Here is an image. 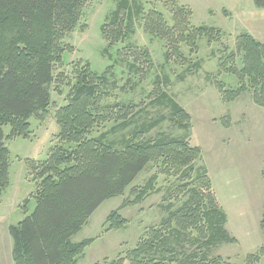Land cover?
Wrapping results in <instances>:
<instances>
[{
    "label": "trees",
    "instance_id": "trees-1",
    "mask_svg": "<svg viewBox=\"0 0 264 264\" xmlns=\"http://www.w3.org/2000/svg\"><path fill=\"white\" fill-rule=\"evenodd\" d=\"M85 1L0 0V194L10 181V151L5 143L4 128L10 127L12 136L26 137L29 120L32 117L43 119L48 114L51 89L58 80L55 66L62 63L66 51L62 42L78 27ZM173 1L172 27L167 25L162 13L151 10L145 16L144 29L166 42L168 62L173 59L185 62L181 45L197 48L199 40L208 38L212 42L219 32L207 27H191L192 11ZM253 2L256 8L264 9V0ZM132 3L134 5L122 0L110 22L103 27V36L110 45L126 39L134 20L144 18V6L136 0ZM142 53L143 64H148L146 67L150 69L149 53L146 50ZM236 56L242 57V68L236 67ZM198 65L194 63L190 67ZM221 72L235 76L240 84L237 89H228L217 76L207 74L208 81L215 84L224 102L230 104L252 93L254 103L264 108L263 43L249 33H242L236 41V52L222 60ZM75 77L67 104L56 114L60 126L58 140L70 147H52L44 161L26 160L36 185L32 196L36 208L18 225L9 228L13 263L77 264L92 241L73 244L72 238L106 201L124 196L138 176L154 164L161 175L181 179L179 194L187 193L189 199L175 211L168 206L165 209L168 216L161 228L151 230L127 257L111 264H232L222 257H209L213 247L234 245L238 241L226 229L227 214L220 206L208 171L196 168L202 157L201 149L193 147L189 137L161 135L145 141L146 133L165 121L164 117L148 128L135 131L123 150L108 143L107 133L93 137L96 126L104 118L107 121V116L92 112L101 101L107 79L95 74L88 64L77 69ZM162 82V79L156 80L160 88L151 104L169 108L177 126L190 130V115L161 89ZM164 83L168 86L170 80L165 78ZM131 114L132 111L125 113L124 121L116 128H129L131 122L127 119L133 116ZM158 176L151 177L143 188L132 190V205L142 203L158 191L155 188ZM29 202H25V208ZM108 223L110 230H120L128 222L117 210L109 216ZM260 227L264 236V207ZM193 232L198 234L197 238L192 237ZM185 236L191 238L194 250L187 251L182 245ZM165 253L170 254V259ZM263 257L264 246L249 254L246 264H260Z\"/></svg>",
    "mask_w": 264,
    "mask_h": 264
},
{
    "label": "rangeland",
    "instance_id": "rangeland-1",
    "mask_svg": "<svg viewBox=\"0 0 264 264\" xmlns=\"http://www.w3.org/2000/svg\"><path fill=\"white\" fill-rule=\"evenodd\" d=\"M121 1H85L78 27L62 42L66 51L62 63L55 66L58 80L51 89L48 114L43 119L32 117L29 120L26 137L12 136L13 130L4 128L5 143L10 151V181L0 194V264H14L9 228L18 225L36 208L32 198L36 185L26 160L44 161L52 147H70L58 140L60 126L56 114L67 104L76 83L75 71L87 64L95 74L107 79L101 101L92 110L95 115L107 116V121L104 118L92 136L107 133L108 143L123 150L135 131L148 128L164 117L165 121L146 133L145 141L161 135L189 137L191 145L202 151L196 168L208 171L220 206L227 214L226 229L238 241L234 245L213 247L209 257L246 264L247 256L264 246L260 227L264 207V108L254 103L252 93L230 104L224 102L215 84L206 76H217L228 89L240 87L235 76L221 72V63L236 52V41L242 33H249L264 44V9L256 8L253 0H177L178 6L192 11L191 27L216 29L219 36L216 35L212 42L208 38L199 40L197 48L181 45L185 62L179 59L168 62L166 42L146 33L144 20L147 13L156 10L172 27L174 1L136 0L144 6V18L134 20L131 32H126V39L110 45L103 36V27L110 22ZM128 1L134 5V0ZM144 50L150 56V69L146 67L148 64H143ZM194 63L199 65L190 67ZM235 64L242 68L241 56H236ZM158 78L163 80L161 89L190 115V130L184 131L177 126L169 108L157 101L151 104L160 88L156 83ZM165 78L170 80V85L164 83ZM129 111L133 114L127 119L131 122L129 128H116ZM154 175H159L155 184L158 191L142 203L132 205V190L143 188ZM181 185V179L167 178L160 174L156 165H149L124 196L106 201L72 238L73 244L92 241L77 264H111L127 257L140 239L148 237L151 230L161 228L168 216L165 210L168 206L175 211L188 201L189 194H179ZM26 201H30L27 208ZM117 210L128 223L120 230H110L108 218ZM192 237L197 238L198 234L193 232ZM190 239L185 236L182 243L187 251L196 248ZM165 256L171 257L169 253ZM260 264H264V257Z\"/></svg>",
    "mask_w": 264,
    "mask_h": 264
}]
</instances>
